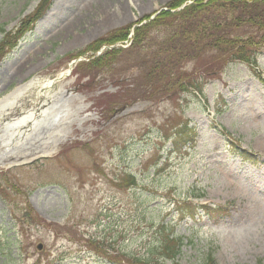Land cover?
<instances>
[{
  "label": "rangeland",
  "instance_id": "obj_1",
  "mask_svg": "<svg viewBox=\"0 0 264 264\" xmlns=\"http://www.w3.org/2000/svg\"><path fill=\"white\" fill-rule=\"evenodd\" d=\"M173 1L53 0L14 49H3L0 103L18 86L34 87L22 105L68 89L54 131L61 117L75 127L42 156L0 161V264H110L90 240L114 255L145 256L164 227L183 238L178 264H264V54L258 68L231 64L198 79L202 93L168 84L144 94L134 78L147 47L122 53L107 71L77 68L85 58L76 54ZM39 3L0 0V41ZM80 107L90 110L80 116ZM185 124L197 144L167 159ZM127 174L137 187L121 183Z\"/></svg>",
  "mask_w": 264,
  "mask_h": 264
},
{
  "label": "trees",
  "instance_id": "obj_2",
  "mask_svg": "<svg viewBox=\"0 0 264 264\" xmlns=\"http://www.w3.org/2000/svg\"><path fill=\"white\" fill-rule=\"evenodd\" d=\"M51 2L41 0L37 10L21 23L15 35H4L0 41V54L4 48L14 49L18 45L28 27L51 8ZM185 4L186 7L182 8ZM133 27L118 29L76 54V58L92 56L85 57V62L79 63L77 68L89 72L107 71L118 63L122 53L137 52L140 47H147L150 55L140 59L142 71L138 78H134L135 86L144 94H152L156 86L168 84L171 89L189 92L192 88L202 93L198 79L216 78L231 64L258 66L257 59L264 53V0H175L155 19L148 17L138 21L128 51L113 48L96 56L106 46L128 42ZM190 67L192 69L187 70ZM124 72L128 71L125 69ZM197 135V130L189 129L187 124L181 127L168 150L167 159L174 153L184 154L188 144L193 149ZM242 156L251 160L248 152ZM127 175L121 183L137 187V177ZM161 231V243L149 249L145 256L114 255L104 249L105 242L96 239L90 240V248L95 245L105 257L102 261L110 264H178L176 261L183 249V238L175 237L169 227ZM205 264H215L214 259H208Z\"/></svg>",
  "mask_w": 264,
  "mask_h": 264
},
{
  "label": "bare ground",
  "instance_id": "obj_3",
  "mask_svg": "<svg viewBox=\"0 0 264 264\" xmlns=\"http://www.w3.org/2000/svg\"><path fill=\"white\" fill-rule=\"evenodd\" d=\"M33 88L26 85L20 89L18 86L0 103V127L4 126L0 138V152L4 150L0 155L1 163L25 162L42 156L61 146L63 139L67 140L73 132L75 124L66 122L62 117L57 123L58 130L54 131L56 120L64 108L61 100L67 97L68 89L57 91L54 86L50 90L53 95L40 97L32 105H22L24 95ZM72 101L83 104L80 99ZM89 110V107H80L77 113L82 116ZM83 123L88 124V120H83Z\"/></svg>",
  "mask_w": 264,
  "mask_h": 264
},
{
  "label": "water",
  "instance_id": "obj_4",
  "mask_svg": "<svg viewBox=\"0 0 264 264\" xmlns=\"http://www.w3.org/2000/svg\"><path fill=\"white\" fill-rule=\"evenodd\" d=\"M42 249H43V245L39 244V246L37 247L38 252L42 251Z\"/></svg>",
  "mask_w": 264,
  "mask_h": 264
}]
</instances>
